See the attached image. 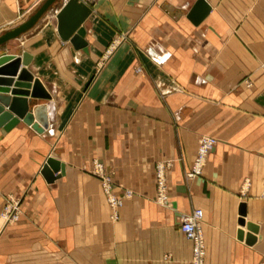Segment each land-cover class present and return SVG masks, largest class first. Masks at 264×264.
Here are the masks:
<instances>
[{
  "label": "crops",
  "instance_id": "1",
  "mask_svg": "<svg viewBox=\"0 0 264 264\" xmlns=\"http://www.w3.org/2000/svg\"><path fill=\"white\" fill-rule=\"evenodd\" d=\"M44 1L0 0V35ZM77 1L86 52L57 35L64 0L4 49L51 100L34 106L48 109L43 134L0 133V214L10 196L22 210L0 219V264H191L179 219L194 210L205 264H264V0H204L205 15L197 0ZM201 136L217 144L187 179ZM48 157L63 166L52 183ZM92 162L123 198L116 223Z\"/></svg>",
  "mask_w": 264,
  "mask_h": 264
},
{
  "label": "water",
  "instance_id": "2",
  "mask_svg": "<svg viewBox=\"0 0 264 264\" xmlns=\"http://www.w3.org/2000/svg\"><path fill=\"white\" fill-rule=\"evenodd\" d=\"M58 0H45L23 23L0 35V133L11 132L19 123L38 135L49 128L47 106L34 108L37 101H50L51 97L38 79L25 68L28 58L8 55L4 52L8 42L28 32L54 6ZM195 8H201L204 15L209 8L204 0H197ZM203 15V14H201ZM88 16L87 7L77 0H64L55 13L56 32L59 39L68 42L75 50L86 52L83 24ZM29 98V100H27ZM63 166L48 157L40 170L47 183H52ZM243 216L244 213L240 212ZM242 224V221L240 222ZM249 231L255 228L248 226Z\"/></svg>",
  "mask_w": 264,
  "mask_h": 264
},
{
  "label": "built area",
  "instance_id": "3",
  "mask_svg": "<svg viewBox=\"0 0 264 264\" xmlns=\"http://www.w3.org/2000/svg\"><path fill=\"white\" fill-rule=\"evenodd\" d=\"M216 140L212 138H202L198 141V148L196 158L194 159L189 172L186 174L187 179H194L200 176L201 170L204 166L205 160L208 154L216 145ZM169 162L159 163L155 167L156 174V186H157V202L161 205L168 203L166 195V182L165 172L170 168ZM95 178L100 182V186L105 196L106 203L111 211V220H116L117 210L122 206V201L118 197H114L110 194L111 182L102 172V166L97 162H93V166L90 171ZM6 213V214H5ZM2 215V219L7 225L11 223V217L7 215L8 211H5ZM202 219V212L200 210H194L190 214L181 216L179 219L180 231L187 240H190L193 244L191 264H205V246L200 229V223Z\"/></svg>",
  "mask_w": 264,
  "mask_h": 264
},
{
  "label": "rangeland",
  "instance_id": "4",
  "mask_svg": "<svg viewBox=\"0 0 264 264\" xmlns=\"http://www.w3.org/2000/svg\"><path fill=\"white\" fill-rule=\"evenodd\" d=\"M1 3V2H0ZM1 5V4H0ZM246 85H248V82L246 83ZM202 138H212V137H207V136H201V137H199L198 138V140H197V146H196V153H195V157H194V159L196 158V154H197V148H198V141L200 140V139H202ZM212 139H214V138H212ZM217 142V141H216ZM217 144V143H216ZM194 159H193V161H194ZM193 163V162H192ZM99 164V163H98ZM205 164H206V160H205V163H204V166H205ZM101 165V164H100ZM92 166H93V162L90 164V169L92 168ZM102 166V165H101ZM191 166H192V164H191ZM204 166H203V168H202V170H201V174H202V171H203V169H204ZM156 167V166H155ZM191 168V167H190ZM102 172H103V174H104V177L106 176L109 180H110V182H112L111 181V178H110V175L104 170V168H103V166H102ZM155 172V171H154ZM91 173V172H90ZM155 174V173H154ZM201 174H200V176H201ZM91 176H93L94 177V175L91 173ZM200 176H197V177H195V178H198V177H200ZM97 179V178H96ZM154 179H155V188H156V193H157V186H156V174L154 175ZM110 194L111 195H113L114 197H116L114 194H113V191H112V185H111V189H110ZM105 195V194H104ZM129 195L130 194H125V197H129ZM105 197V196H104ZM121 199V201H122V199L123 198H120ZM122 208V206L120 207V208H118V210H117V212H116V214H117V218H116V220H113V222L114 223H116L118 220H119V212H120V209ZM5 211H8V213H7V215L8 216H10L11 217V223L9 222L7 225H11V224H15V223H17L18 221H19V219H20V217H21V215H22V210H21V206H20V200L19 199H16V197H9V198H7L6 199V202H5V205L3 206V208H2V211H1V214H0V219H1V221H2V224H3V226H6V224H5V222H4V220L2 219V215H3V213H5ZM6 214V213H5Z\"/></svg>",
  "mask_w": 264,
  "mask_h": 264
}]
</instances>
